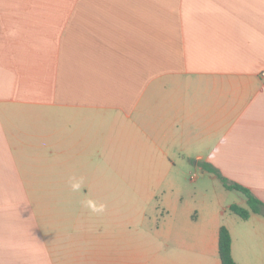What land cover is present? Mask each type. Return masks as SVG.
I'll list each match as a JSON object with an SVG mask.
<instances>
[{
    "label": "crops",
    "instance_id": "crops-1",
    "mask_svg": "<svg viewBox=\"0 0 264 264\" xmlns=\"http://www.w3.org/2000/svg\"><path fill=\"white\" fill-rule=\"evenodd\" d=\"M262 72L264 0H0V264H264Z\"/></svg>",
    "mask_w": 264,
    "mask_h": 264
},
{
    "label": "trees",
    "instance_id": "trees-1",
    "mask_svg": "<svg viewBox=\"0 0 264 264\" xmlns=\"http://www.w3.org/2000/svg\"><path fill=\"white\" fill-rule=\"evenodd\" d=\"M217 176L227 190L240 192L247 200L249 209L243 208L238 204H232L229 210L233 214L239 216L243 220H248L252 213L264 216V203L249 189L230 182L220 174H217ZM219 256L222 264H237L232 257V237L225 227H222L219 233Z\"/></svg>",
    "mask_w": 264,
    "mask_h": 264
},
{
    "label": "rangeland",
    "instance_id": "rangeland-1",
    "mask_svg": "<svg viewBox=\"0 0 264 264\" xmlns=\"http://www.w3.org/2000/svg\"><path fill=\"white\" fill-rule=\"evenodd\" d=\"M226 192V196L228 197L230 203H242L241 201H245V196L237 191H224ZM147 196V194L143 193V194H134V201L135 202H143L145 201V197ZM242 207L249 209V207L247 206V204L241 205Z\"/></svg>",
    "mask_w": 264,
    "mask_h": 264
},
{
    "label": "clouds",
    "instance_id": "clouds-1",
    "mask_svg": "<svg viewBox=\"0 0 264 264\" xmlns=\"http://www.w3.org/2000/svg\"><path fill=\"white\" fill-rule=\"evenodd\" d=\"M71 187H72L73 191H76V190L79 189L80 185H79V183H73V184L71 185Z\"/></svg>",
    "mask_w": 264,
    "mask_h": 264
},
{
    "label": "built area",
    "instance_id": "built-area-1",
    "mask_svg": "<svg viewBox=\"0 0 264 264\" xmlns=\"http://www.w3.org/2000/svg\"><path fill=\"white\" fill-rule=\"evenodd\" d=\"M262 76L264 77V72H262Z\"/></svg>",
    "mask_w": 264,
    "mask_h": 264
}]
</instances>
